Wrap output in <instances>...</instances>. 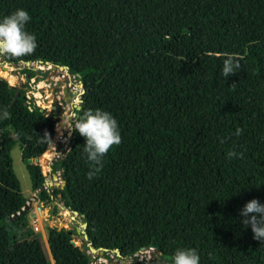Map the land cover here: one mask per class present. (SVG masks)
I'll list each match as a JSON object with an SVG mask.
<instances>
[{"label":"trees","instance_id":"1","mask_svg":"<svg viewBox=\"0 0 264 264\" xmlns=\"http://www.w3.org/2000/svg\"><path fill=\"white\" fill-rule=\"evenodd\" d=\"M17 9L37 44L25 62L65 66L81 84L71 126L106 111L121 143L89 179L85 139L71 128L52 164L63 185L49 194L26 162L48 156L54 112L28 109L0 79V264H49L39 238L19 232L13 143L40 201L57 198L85 225L79 246L74 229H47L53 264H90L89 247L122 259L154 248L155 264L188 248L200 264H264V241L239 215L252 199L264 204V0H0V20ZM225 53L241 66L227 78Z\"/></svg>","mask_w":264,"mask_h":264},{"label":"rangeland","instance_id":"2","mask_svg":"<svg viewBox=\"0 0 264 264\" xmlns=\"http://www.w3.org/2000/svg\"><path fill=\"white\" fill-rule=\"evenodd\" d=\"M21 58L15 65L6 64L0 57V79L6 81L21 96L28 109L36 108L38 112L47 115L54 112L55 123L53 136L48 141L47 157L36 158L27 161L26 164L37 165L41 176L44 178L45 188L50 190L59 182V170H52V164L64 155L68 147V137L71 131V123L74 121L73 108L78 104L81 93L80 83L70 74L64 71H53L44 74L46 67L36 68L33 61ZM5 73V75H3ZM9 78H12L9 81ZM60 122L63 125L60 126ZM56 125L58 129H56ZM12 170L19 182L20 193L26 200V209L23 219L19 223V232L29 231L31 235L39 238L43 251L49 264H53L46 244V231L49 228L55 230H75L78 235L72 236L75 246L81 244L83 225L78 216L72 215L63 209L57 198L49 196L47 200L40 201L36 192L30 189V181L25 170V164L20 159V150L17 143H13L9 149ZM55 176V181L52 179ZM144 251V252H143ZM132 257L122 259L117 254H99L97 251L88 250L90 264H155L156 251L143 250Z\"/></svg>","mask_w":264,"mask_h":264},{"label":"clouds","instance_id":"3","mask_svg":"<svg viewBox=\"0 0 264 264\" xmlns=\"http://www.w3.org/2000/svg\"><path fill=\"white\" fill-rule=\"evenodd\" d=\"M31 20L28 11L17 9L0 20V57L22 58L32 55L37 47L36 38L26 30ZM222 75L227 78L240 70V63L233 54H223ZM10 113L3 111L2 118H8ZM85 139L83 150L87 160L91 162V170L87 174L89 179L101 170L102 157L111 147L121 143V134L118 123L106 111H86L82 117L76 119L71 126ZM241 130H237V135ZM224 141L221 140V143ZM243 153L229 152V158H242ZM239 215L243 218L240 223L243 227H250L253 239L264 241V204L252 199L247 202ZM172 264H200V257L196 249L177 250L172 257Z\"/></svg>","mask_w":264,"mask_h":264},{"label":"water","instance_id":"4","mask_svg":"<svg viewBox=\"0 0 264 264\" xmlns=\"http://www.w3.org/2000/svg\"><path fill=\"white\" fill-rule=\"evenodd\" d=\"M25 58H28V57H25ZM33 63L36 64V65H41V66L46 67L45 70L43 71L44 74H48L49 72H53L55 70L56 71H64L65 73L70 74L69 70H67V67H65V66L54 65V64H51V63H49L47 61H43V60L33 61ZM81 93H82V90H81ZM78 103H79V101H78ZM78 108H79V106H75V109H78ZM62 125H63V122H60V126H62ZM36 158H38V157H36ZM36 158H34V159H36ZM30 160L31 159H29L28 161H30ZM52 179L55 181V179H56L55 176H52ZM54 184H55V186L59 185V187H62L63 182L59 181L58 183L55 182ZM44 186H45V183H44ZM26 207H27L26 204H24L22 209H20V211L17 214H20L22 212V210L26 209ZM17 214H15V215H17ZM71 214L72 215H77L76 212H71ZM83 228H85V225H83ZM53 229H55V228H53ZM83 238H85V236ZM89 249L92 250L93 252L97 251L99 254H101L102 252L105 251V250H100V249L93 250L90 247H89ZM152 249L154 250V248H152ZM157 258H158V254L156 255V259Z\"/></svg>","mask_w":264,"mask_h":264},{"label":"bare ground","instance_id":"5","mask_svg":"<svg viewBox=\"0 0 264 264\" xmlns=\"http://www.w3.org/2000/svg\"><path fill=\"white\" fill-rule=\"evenodd\" d=\"M24 63H25V64H28V62H24ZM35 67L41 69V65H36V64H35ZM42 67H44V66H42Z\"/></svg>","mask_w":264,"mask_h":264},{"label":"built area","instance_id":"6","mask_svg":"<svg viewBox=\"0 0 264 264\" xmlns=\"http://www.w3.org/2000/svg\"><path fill=\"white\" fill-rule=\"evenodd\" d=\"M148 249H150V250H153L152 248H148ZM148 249H144V250H148ZM142 251L143 250H140V251H138L139 253H142ZM144 252V251H143Z\"/></svg>","mask_w":264,"mask_h":264}]
</instances>
